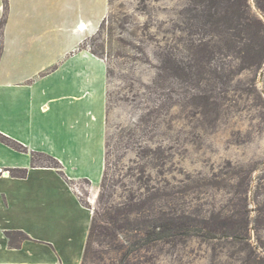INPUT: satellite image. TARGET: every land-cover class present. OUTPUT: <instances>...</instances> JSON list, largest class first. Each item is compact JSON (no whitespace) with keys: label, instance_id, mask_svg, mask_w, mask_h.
I'll return each instance as SVG.
<instances>
[{"label":"rangeland","instance_id":"rangeland-1","mask_svg":"<svg viewBox=\"0 0 264 264\" xmlns=\"http://www.w3.org/2000/svg\"><path fill=\"white\" fill-rule=\"evenodd\" d=\"M224 1L107 0L82 42L106 64V169L93 203L75 186L97 213L78 264H264V60L241 61ZM168 223L189 231L156 239Z\"/></svg>","mask_w":264,"mask_h":264},{"label":"crops","instance_id":"crops-1","mask_svg":"<svg viewBox=\"0 0 264 264\" xmlns=\"http://www.w3.org/2000/svg\"><path fill=\"white\" fill-rule=\"evenodd\" d=\"M107 10V0L8 1L0 134L25 151L0 142V264L82 258L94 208L75 186L87 182L93 203L105 169L107 97L106 64L82 42ZM2 12L0 0V19ZM32 154L50 156L60 168L34 163ZM6 231L29 239L11 245Z\"/></svg>","mask_w":264,"mask_h":264},{"label":"trees","instance_id":"trees-1","mask_svg":"<svg viewBox=\"0 0 264 264\" xmlns=\"http://www.w3.org/2000/svg\"><path fill=\"white\" fill-rule=\"evenodd\" d=\"M222 4H226L225 8L223 9V12L220 14V23H222L223 26L231 29L233 31V36L237 37L238 39L244 38L246 41L242 43L241 51H239V57L241 61L244 62H254L258 63V61L264 60V24L261 22V26H263V34L262 31H257L254 28L253 21H258L254 16H250V7L247 4V0H225ZM255 6L256 8L264 14V0H255ZM2 16L0 19V36L2 34V28L4 27L7 19V12H8V0H2ZM251 17V18H250ZM216 22V21H215ZM260 22V20H259ZM215 25V24H214ZM262 34V35H261ZM232 36V34H231ZM232 36V37H233ZM234 38V37H233ZM227 42L232 46L235 44V41L228 38ZM7 137L0 134V142L14 147L12 145H15L19 148L18 151H25V149L22 146L16 145L15 142L10 141L6 139ZM12 143V145H11ZM35 157V154H32V159ZM54 168H60V165L58 162H54L52 165ZM105 169H106V154H105ZM105 169L104 174L100 183V187L104 189V177H105ZM24 174V173H23ZM96 212L93 213L86 245L84 249V254L86 251V248L89 245V241L91 240V235L96 227L95 221H96ZM162 230H160L156 235V239L163 240L170 235H173L174 233H188V226L184 224H165L163 226ZM237 230L239 232H235V234L231 235L232 237L236 238L239 241H246V231L244 225H240ZM212 230L208 231V235H211ZM18 235L21 237V241L28 240V236L20 231H6L5 236L9 240V242L12 240V235ZM20 241V242H21ZM19 242V243H20ZM18 243V244H19ZM18 244H16L18 246ZM12 245V244H11ZM83 254V256H84Z\"/></svg>","mask_w":264,"mask_h":264}]
</instances>
